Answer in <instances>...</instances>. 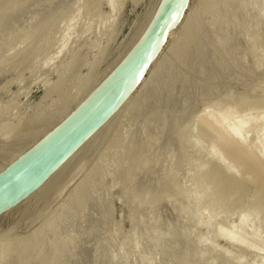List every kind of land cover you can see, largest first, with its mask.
<instances>
[{
	"label": "rangeland",
	"instance_id": "1",
	"mask_svg": "<svg viewBox=\"0 0 264 264\" xmlns=\"http://www.w3.org/2000/svg\"><path fill=\"white\" fill-rule=\"evenodd\" d=\"M113 1L114 11L108 0L0 1V171L90 93L162 2ZM227 2L222 9L225 0H188L174 41L166 38L132 95L46 182L0 214V264H264V187L220 143L223 157L209 127L198 123L192 133L201 113L216 122L220 108H231V121L242 111L261 115L243 132L253 154L264 145V31L261 50L254 44L264 0ZM215 11L225 16L217 21ZM223 121L216 123L222 130ZM208 149L223 167L232 165L225 168L243 194L214 193Z\"/></svg>",
	"mask_w": 264,
	"mask_h": 264
},
{
	"label": "water",
	"instance_id": "2",
	"mask_svg": "<svg viewBox=\"0 0 264 264\" xmlns=\"http://www.w3.org/2000/svg\"><path fill=\"white\" fill-rule=\"evenodd\" d=\"M186 0H166L142 36L90 93L23 157L0 172V214L47 177L115 107L178 19Z\"/></svg>",
	"mask_w": 264,
	"mask_h": 264
},
{
	"label": "bare ground",
	"instance_id": "3",
	"mask_svg": "<svg viewBox=\"0 0 264 264\" xmlns=\"http://www.w3.org/2000/svg\"><path fill=\"white\" fill-rule=\"evenodd\" d=\"M1 1V0H0ZM6 1V0H5ZM215 1V0H214ZM217 1V0H216ZM228 0H225V3H223V4H221L222 5V9H223V7H225V6H223V5H226L228 2H227ZM3 2V1H2ZM166 2V0H162V2H161V4H160V6H159V8L157 9V11L155 12V14H154V16H153V18H155L156 16L158 17V15L160 14V10H161V8L163 7V4ZM187 2H188V0H186V2H185V5H184V7H183V9H182V11H181V13H180V15H179V17H178V19L175 21V23H174V25L172 26V27H170L168 30H167V32H166V35H165V37H164V39H163V41H162V43L159 45V47L157 48V50L155 51V53L153 54V56H152V58L149 60V62L147 63V65L145 66V68L143 69V72L140 74V75H138V77L136 78V80L131 84V86L129 87V89H128V91L124 94V96L118 101V103L115 105V107L113 108V109H111L108 113H107V115H105V117L92 129V131L85 137V139H82L81 140V142L79 143V145H77L58 165H57V167L73 152V151H75V149H77V147H81V146H83V145H81V143L83 142V141H85L98 127H100L105 121H106V119L121 105V103L126 99V97L129 95V93H130V95H132L131 94V92L133 93V88L135 87V85H137V83L140 81V79L142 80V75H143V73L145 72V70L147 69H149L150 67V63H151V61L154 59V57H155V55L157 54V52L161 49V47H162V45H163V43L165 42V40H166V38H168V40H171V41H174L173 39H174V36H175V33L177 32V31H179L180 30V26L182 25V20L181 21H179V19L181 18V16H183V11H185L184 9H185V7H187L186 5H187ZM200 2H202V1H200ZM199 2V3H200ZM221 2V0H219V3ZM11 3H12V1H11ZM108 3H109V5H110V8H111V10H113L114 11V6L116 5L115 4V2L113 1V0H108ZM116 3H117V1H116ZM190 3V2H189ZM188 3V4H189ZM219 3H218V5H219ZM1 4V3H0ZM3 4L4 3H2V5L1 6H3ZM5 4H6V2H5ZM8 4H9V2H8ZM229 4V3H228ZM189 5H191V4H189ZM195 5H196V3H195ZM194 5V6H195ZM216 5H217V3H216ZM216 5H215V7H216ZM218 5H217V8H218ZM1 6H0V13L2 12V10H1ZM264 6V5H263ZM4 7H5V5H4ZM214 6H213V8H211V7H209V8H211L212 9V11H211V9H210V15L212 14V12H213V16H212V18H211V20H210V22L213 20V18L215 19V17H214V8H215ZM116 8V7H115ZM189 8V7H188ZM191 8V7H190ZM263 9H264V7H263ZM187 11V10H186ZM190 11V10H189ZM220 11V10H219ZM224 11V10H223ZM192 12V11H191ZM218 12V11H217ZM216 11H215V13H217ZM221 13V12H220ZM188 14V13H187ZM192 15V14H191ZM259 15H260V13H259ZM184 16H186V14L184 15ZM218 16H219V14L217 13V21H218V19L220 20V18L221 17H224L225 16V14H224V12H223V16H221V14H220V18H218ZM261 16V15H260ZM153 18L151 19V21H150V23L152 22V20H153ZM182 19H183V17H182ZM185 19V18H184ZM179 21V24L178 25H176V23ZM213 22H215L214 20H213ZM150 23L148 24V26L150 25ZM188 23V22H187ZM257 23V22H256ZM258 24V23H257ZM176 25V27L174 28V29H172L174 26ZM147 26V27H148ZM147 29V28H146ZM145 29V30H146ZM262 31H264V29H262L261 30V33H260V31H259V34H258V36H257V34H256V41H254V44L256 45V49L258 48L259 50H261L260 48L262 47V45L260 46L259 44H261V42L259 41V39H260V35H262ZM145 32V31H144ZM143 32V33H144ZM254 34V33H253ZM252 34V35H253ZM264 34V33H263ZM178 35H179V33H178ZM182 35V34H181ZM255 35V34H254ZM142 36V35H141ZM140 36V37H141ZM180 36V35H179ZM176 37V36H175ZM254 37H252L253 39H254ZM258 37V38H257ZM177 38H179L178 36H177ZM177 38H175V39H177ZM262 38L264 39V37H261V39L260 40H262ZM65 40V39H64ZM255 40V39H254ZM167 41V40H166ZM257 41H259L260 43L258 44L257 43ZM20 42V41H19ZM170 43V42H169ZM263 43H264V41H263ZM16 44H17V41H16ZM168 45V44H167ZM260 48H259V47ZM166 47V46H165ZM263 53H262V55H264V47H262V50H261ZM39 53V52H38ZM38 53H37V56H38ZM161 53V52H160ZM36 55V54H35ZM158 55V54H157ZM260 56V55H259ZM34 57V56H33ZM157 59H158V56H157ZM156 61V60H155ZM153 65H154V63H153ZM31 66V65H30ZM35 66H37V65H35ZM148 67V68H147ZM156 67V66H155ZM30 68V67H29ZM51 68V67H50ZM26 69H28V67L26 68ZM52 69V68H51ZM151 70H152V66H151ZM53 72H54V70H53ZM148 73V72H147ZM143 76H145V75H143ZM143 79H145L144 77H143ZM147 82V81H146ZM140 84V83H139ZM57 85V84H56ZM55 86V85H54ZM53 86V87H54ZM131 98V97H130ZM214 98V97H213ZM129 99V98H128ZM208 99V98H207ZM223 99V98H222ZM125 102V101H124ZM223 102V101H222ZM220 103V102H219ZM225 103H226V101H225ZM79 104V103H78ZM228 104H229V102H228ZM124 105V104H123ZM122 105V106H123ZM218 105V104H217ZM210 106V105H209ZM223 106V105H222ZM226 106V105H225ZM228 106V105H227ZM220 107H221V105H220ZM229 107V106H228ZM121 108V107H120ZM205 108H207V107H204V109ZM218 108V107H217ZM201 109V108H200ZM209 110H211L210 108H208ZM213 109V108H212ZM223 110L221 111V108H220V110L219 111H217L218 113H216L215 111H216V109H215V111L213 110V113L211 114V116H213V114H214V112L217 114V118H216V122H213L212 121V118H211V121L210 120H207V118H203V113H201L200 112V110H199V113H201L198 117H196V118H198V120H197V123H195L196 124V129H195V132H193L192 131V133L194 134V133H197L198 131H200L199 130V128L203 131V128H204V130L206 129V131L208 130V127H209V131H210V133H211V136L213 137V138H220V142H216L215 143V146H219V144H220V146H221V148L223 147V149L226 151V153L225 154H228V156H227V158H228V160H230V157H234L235 159H237V160H233V161H235V163L239 160L240 161V165L242 164V166L241 167H244L245 168V170L247 169V170H250V172L248 171V173L249 174H251V171L252 172H254V176H253V173L251 174L252 176V178H254L253 180H251V181H253V183L255 182V184H258V186H256V185H254V186H256V187H258L259 189L263 186L264 187V161H262V157H264V145H263V147H262V150H261V148H260V150H261V153L260 152H256V153H260L259 155L261 156V159L260 158H258L259 156L257 155V156H255L254 154H256V153H254L253 154V148L254 147H252L251 149L249 148V147H251V145L249 144L248 145V142H247V144H246V137H245V132H243V127L244 126H246V125H250L251 124V126L250 127H254L255 128V126H256V124L258 125H260V116H259V118H253V117H255V115L253 114V116H250L251 115V112L250 113H248L247 112V115H246V113H244L245 114V116H243L242 117V112H244V111H242L241 112V114H240V116H239V112H238V116L240 117V119H235V120H233L234 118H235V116H233V113H232V111L233 110H231V108H229V109H226V110H224V108H222ZM74 110V109H73ZM231 111V112H229V111ZM117 111V110H116ZM203 111H205L204 112V115L206 114V112H208V110L206 111V110H203ZM212 111V110H211ZM71 113V112H70ZM69 113V114H70ZM260 113V112H259ZM258 113V114H259ZM262 113V112H261ZM68 114V115H69ZM231 114H232V116L234 117H231V119H232V121L230 120V116H231ZM235 114V113H234ZM248 114H249V116H248ZM67 115V116H68ZM114 115V114H113ZM197 115V114H196ZM207 115V114H206ZM235 115H237V114H235ZM66 116V117H67ZM237 116V117H238ZM256 116H257V114H256ZM65 117V118H66ZM215 117V116H214ZM258 117V116H257ZM64 118V119H65ZM111 118V117H110ZM227 118H229V120H230V122L228 123V119ZM263 118V117H262ZM63 119V120H64ZM194 119V118H193ZM210 119V118H209ZM62 120V121H63ZM109 120V119H108ZM224 120V121H223ZM227 120V121H226ZM257 120H259V122H257ZM193 121V120H192ZM215 121V120H214ZM221 121H223L224 122V124L227 122L228 123V125H226L225 124V127H226V129H221V128H219V125L218 124H221V123H219V122H221ZM253 122H254V124H253ZM257 122V123H256ZM199 123V125L198 126H203L202 128L201 127H199L198 128V126H197V124ZM216 123H218V124H216ZM256 123V124H255ZM105 124H106V122H105ZM193 124L194 123H192V130H193ZM224 124H223V126H222V128L224 127ZM262 124H264V121L262 120V123H261V127H262ZM255 125V126H254ZM57 126V125H56ZM55 126V127H56ZM264 126V125H263ZM54 127V128H55ZM229 127V128H228ZM249 127V128H250ZM53 128V129H54ZM195 128V127H194ZM220 129H221V131H223L222 132V136L220 135L221 133H219L220 132ZM227 129H228V131H227ZM258 129V128H257ZM262 129V128H261ZM99 130V129H98ZM224 130L226 131V132H224ZM245 130V129H244ZM249 130H251V129H248V132H249ZM259 130H260V128H259ZM197 131V132H196ZM51 132V131H50ZM49 132V133H50ZM97 132V131H96ZM190 132V131H189ZM49 133H47L45 136H43L39 141H41L43 138H45ZM206 133V132H205ZM217 133L221 136V137H219V136H217ZM224 133V134H223ZM193 134H191L192 136H191V138H193L195 135H193ZM201 136H202V132L201 133H199ZM214 134H216V135H214ZM263 134V133H262ZM188 135H189V133H188ZM198 135V134H197ZM199 136V135H198ZM208 136V135H207ZM214 136H216V137H214ZM205 137V135H203V138ZM190 138V141L192 140V141H194L193 139H191ZM262 138H264V136H262ZM206 139H208L207 137L205 138V140ZM38 141V142H39ZM144 141V140H143ZM210 141H212V138H211V140ZM216 140H213L212 142L214 143ZM218 141V140H217ZM263 141V140H262ZM37 142V143H38ZM203 142V141H202ZM37 143H35L32 147H34V146H36V144ZM145 143V142H144ZM196 144V143H195ZM204 144H205V142H204ZM81 145V146H80ZM210 145H211V142H210ZM214 145V144H213ZM220 146H219V148H218V150H222V149H220ZM249 146V147H248ZM262 146V145H261ZM31 147V148H32ZM211 147H214V146H212L211 145ZM31 148H29L28 150H30ZM199 148H200V145H199ZM209 148H210V146H209ZM215 148V147H214ZM212 149V148H211ZM27 150V151H28ZM209 151H210V149H208ZM27 151L24 153V154H22L21 156H20V154H19V158H21V157H23V155H25L26 153H27ZM77 151V150H76ZM213 152H214V150H212ZM212 151H210V152H208V156H207V154H206V157H207V161H209V159H210V161L212 160L214 163H213V165H212V168H211V171H210V173L208 174L209 176H208V180H207V182L210 184V182L214 185V189H215V191H214V193L216 194V195H218V194H223V195H225V196H227L226 198L228 199V198H231V197H228L229 195L227 194V191H228V193H230L231 191H232V193L231 194H234L236 191H238V190H240L241 188H240V183H239V180L237 179V178H235L233 175V173H229V172H227V169L225 168L227 165H226V160H225V164H224V166L225 167H223V164L221 163V162H223L224 161V159L223 158H221V160H223V161H221L220 162V160L218 161V162H216L217 160V158L216 157H214V154H213V152ZM255 151H257V149H254V152ZM259 151V150H258ZM75 153V152H74ZM216 153V152H215ZM217 153H218V151H217ZM223 152L221 151V154H222ZM225 154L223 153L222 155H223V157L225 156ZM216 155V154H215ZM229 155H230V157H229ZM72 156V155H71ZM217 157H218V155H217ZM222 157V156H221ZM19 158H17L16 160H14V161H17ZM209 158V159H208ZM213 158H214V160H213ZM216 158V159H215ZM220 158V157H219ZM225 158V157H224ZM226 159V158H225ZM11 160H13V159H11ZM264 160V159H263ZM13 161V162H14ZM231 161V160H230ZM232 161V163H234ZM12 161H11V163L10 164H12L13 163ZM228 163V162H227ZM229 163H231V162H229ZM228 163V164H229ZM238 163V162H237ZM9 164V165H10ZM230 165V167H228V168H230V169H232L231 168V164H229ZM8 166V165H7ZM6 166V167H7ZM235 166V165H234ZM5 167V168H6ZM57 167H55L54 168V170L57 168ZM221 168V169H220ZM222 168H224V169H226L225 171H224V169L222 170ZM238 168V167H237ZM199 169V168H198ZM241 169H243V168H241ZM53 170V171H54ZM244 170V169H243ZM244 170V171H245ZM1 171H3V170H1ZM0 171V172H1ZM52 171V172H53ZM51 172V173H52ZM242 172V171H241ZM50 173V174H51ZM56 173V172H55ZM243 173V172H242ZM49 174V175H50ZM233 174V175H232ZM247 174V173H246ZM248 174V175H249ZM48 175V176H49ZM59 175V174H58ZM63 175H65V174H63ZM47 176V177H48ZM60 176V175H59ZM58 176V177H59ZM242 176V175H241ZM47 177H45L37 186H36V188L43 182V181H45V179L47 178ZM51 177V176H50ZM49 177V178H50ZM53 177V176H52ZM48 178V179H49ZM55 178V177H54ZM51 179V178H50ZM49 179V180H50ZM58 178H56V180H57ZM49 180H47V182L49 181ZM175 180L177 181V179L175 178ZM54 181V180H53ZM46 182V181H45ZM49 183V182H48ZM47 183V184H48ZM170 183H173V184H175L174 183V181H172V182H170ZM43 184V183H42ZM172 184V185H173ZM48 185H50L51 186V182H50V184H48ZM57 185V184H56ZM143 186V185H142ZM161 186V185H160ZM171 186V185H170ZM174 186V185H173ZM182 186V185H181ZM41 187V186H40ZM43 187V186H42ZM172 187V186H171ZM256 187H255V189H256ZM35 188V189H36ZM50 188V187H49ZM48 188V189H49ZM144 188V187H143ZM172 188H174V187H172ZM244 188H245V186H243V191H244ZM257 188V189H258ZM34 189V190H35ZM47 189V188H46ZM45 189V190H46ZM192 189V188H191ZM190 189V190H191ZM258 189V190H259ZM33 190V191H34ZM144 190V189H143ZM149 190V189H148ZM148 190H146V191H148ZM177 190V189H176ZM179 191V190H178ZM242 191V192H243ZM253 191V190H252ZM260 192L262 191L261 189L259 190ZM238 192H240L241 193V190L240 191H238ZM254 192V191H253ZM44 193H45V191H44ZM258 193V192H257ZM150 194V193H149ZM178 194H179V192H178ZM241 194H243V193H241ZM240 194V195H241ZM254 194V193H253ZM256 194V193H255ZM45 195V194H44ZM152 195V194H151ZM236 195V194H235ZM261 195H263V194H261ZM142 197H143V195H141ZM152 196H154V195H152ZM151 196V197H152ZM221 196V195H220ZM237 196V195H236ZM235 196V197H236ZM257 196H259V195H257ZM256 196V197H257ZM26 197V196H25ZM221 197H223V196H221ZM138 198H140V196H138ZM220 198V197H219ZM225 198V197H224ZM232 198H234V196L232 197ZM231 198V199H232ZM258 198V197H257ZM151 199H153V200H155L156 201V197H154V198H151ZM22 200V199H21ZM20 200V201H21ZM140 200V199H139ZM229 200V199H228ZM235 200V199H234ZM143 201V200H142ZM141 201V202H142ZM191 201V200H190ZM140 202V203H141ZM258 202L260 203L261 202V204H262V207H263V205H264V195L261 197V198H259V200H258ZM257 202V203H258ZM144 203V202H143ZM259 203H258V205H259ZM260 204V205H261ZM157 205V204H156ZM156 205H154V206H156ZM189 205V204H188ZM259 205V206H260ZM182 209V208H181ZM193 209V208H192ZM196 209H198V207H196ZM262 209V208H261ZM263 209H264V207H263ZM200 210V209H199ZM184 212V211H183ZM188 212V211H187ZM198 212H200V211H198ZM185 213V212H184ZM208 222V221H207ZM240 222V221H239ZM192 224V223H191ZM194 224V223H193ZM209 228V227H208ZM230 228V227H229ZM234 228V227H233ZM210 229V228H209ZM222 229V228H221ZM216 230H217V228H216ZM225 230V229H224ZM223 230V231H224ZM229 230H232V228H230ZM235 232L236 231H238L239 232V230H235V229H233ZM218 231H219V229H218ZM226 231V230H225ZM213 232V231H212ZM237 232V233H238ZM5 233V232H4ZM3 233V234H4ZM1 234V233H0ZM2 234V235H3ZM220 234H222L223 236H225L227 239H229V240H237V238H236V236H238V235H236V234H234V232H232V231H228L227 233H222V231L220 230ZM256 235H258L257 233H253L252 232V234H251V240H252V242L254 243H257L256 242V239H257V237H256ZM239 237V236H238ZM259 237V236H258ZM236 238V239H235ZM240 238V237H239ZM258 240V239H257ZM238 242H242V241H239V240H237ZM248 242H250V240H248L247 242H246V244L245 245H247V243ZM252 242H250V244L252 243ZM245 243V242H244ZM262 244V243H261ZM251 245H253V244H251ZM256 245V244H255ZM255 245H253V246H255ZM264 245V244H263ZM247 246H249V244L247 245ZM198 256V255H197ZM213 261V260H212Z\"/></svg>",
	"mask_w": 264,
	"mask_h": 264
}]
</instances>
